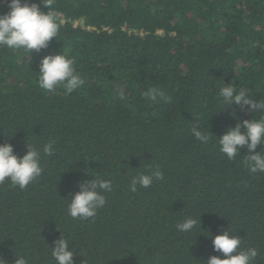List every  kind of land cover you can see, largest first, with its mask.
Listing matches in <instances>:
<instances>
[{
  "label": "trees",
  "instance_id": "obj_1",
  "mask_svg": "<svg viewBox=\"0 0 264 264\" xmlns=\"http://www.w3.org/2000/svg\"><path fill=\"white\" fill-rule=\"evenodd\" d=\"M40 10L62 15L47 49L0 46V144L17 156L55 145L25 188L0 183V258L55 264L51 246L62 236L74 264H202L221 255L209 232L227 229L242 239L238 251L255 248L252 264H264V172L244 166L246 148L229 159L217 140L262 115L218 94L232 83L264 101V0H53ZM59 52L84 81L71 94L37 83L40 59ZM149 87L168 99L144 98ZM194 125L211 133L207 144L192 136ZM156 165L162 181L129 190ZM97 177L112 184L105 206L70 217V194ZM187 215L201 228L180 233Z\"/></svg>",
  "mask_w": 264,
  "mask_h": 264
},
{
  "label": "clouds",
  "instance_id": "obj_2",
  "mask_svg": "<svg viewBox=\"0 0 264 264\" xmlns=\"http://www.w3.org/2000/svg\"><path fill=\"white\" fill-rule=\"evenodd\" d=\"M53 0H39V3H28L27 0H8V11L0 14V46L13 50L23 49L26 52L39 53L49 47L60 28V22L55 12L40 10L42 4L49 9ZM56 40V39H55ZM37 83L40 89L54 92L62 86L66 94L82 87L84 81L75 71L74 60L65 53L49 54L43 56L38 63ZM249 90L241 87L237 90L235 84L224 85L219 96L228 105L235 104L241 110L250 113H262L259 119L238 120L234 126L227 127L218 140L219 150L229 159L240 154V149L246 148L247 154L243 161L250 173L264 172V154L256 152L258 145L264 148V101L253 100ZM143 97L158 103L166 101L168 97L157 87H149L142 93ZM236 116V111H235ZM192 136L201 144H207L210 132L203 131L199 125L191 128ZM54 141L44 144L42 149L27 145L22 156H17L10 143L0 144V183L10 181L13 186L25 188L42 174L41 153L52 155ZM164 175L158 165L148 172H141L131 178L129 190L136 192L140 188L150 187L154 181H162ZM78 191L71 193L68 198L67 213L72 218L82 220L96 215L97 210L106 204L104 193L112 191L111 181L108 179L92 178L81 181L77 185ZM201 228L200 220L187 215L176 224L180 233H191L197 226ZM227 229L211 238L212 250L221 255H211L202 264H252L258 256L255 248L240 249L242 239L238 235H231ZM51 256L55 264H74V252L69 248V241L60 236L51 246ZM0 264H6L0 258ZM14 264H27L23 257H16Z\"/></svg>",
  "mask_w": 264,
  "mask_h": 264
},
{
  "label": "built area",
  "instance_id": "obj_3",
  "mask_svg": "<svg viewBox=\"0 0 264 264\" xmlns=\"http://www.w3.org/2000/svg\"><path fill=\"white\" fill-rule=\"evenodd\" d=\"M2 3L8 6V1L7 0H2ZM60 18H62V15L60 13L57 14Z\"/></svg>",
  "mask_w": 264,
  "mask_h": 264
}]
</instances>
